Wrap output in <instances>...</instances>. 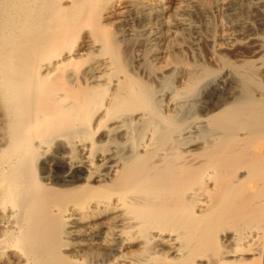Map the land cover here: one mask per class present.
<instances>
[{
	"label": "bare ground",
	"instance_id": "obj_1",
	"mask_svg": "<svg viewBox=\"0 0 264 264\" xmlns=\"http://www.w3.org/2000/svg\"><path fill=\"white\" fill-rule=\"evenodd\" d=\"M0 264H264V0H0Z\"/></svg>",
	"mask_w": 264,
	"mask_h": 264
},
{
	"label": "rangeland",
	"instance_id": "obj_2",
	"mask_svg": "<svg viewBox=\"0 0 264 264\" xmlns=\"http://www.w3.org/2000/svg\"><path fill=\"white\" fill-rule=\"evenodd\" d=\"M219 13L221 14V16H224V17H222L223 19H226L229 16L230 11H227V10H223L222 9V10L219 11ZM201 49H202L201 51L204 50L203 47Z\"/></svg>",
	"mask_w": 264,
	"mask_h": 264
}]
</instances>
